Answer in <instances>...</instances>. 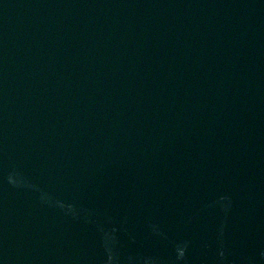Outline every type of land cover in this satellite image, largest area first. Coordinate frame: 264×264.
I'll list each match as a JSON object with an SVG mask.
<instances>
[{
	"label": "water",
	"instance_id": "95a60500",
	"mask_svg": "<svg viewBox=\"0 0 264 264\" xmlns=\"http://www.w3.org/2000/svg\"><path fill=\"white\" fill-rule=\"evenodd\" d=\"M0 264H264V0H0Z\"/></svg>",
	"mask_w": 264,
	"mask_h": 264
}]
</instances>
